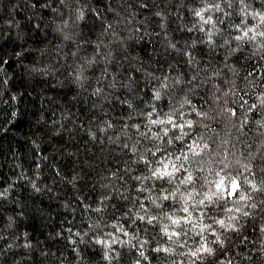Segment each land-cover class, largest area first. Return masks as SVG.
Here are the masks:
<instances>
[{
	"label": "trees",
	"instance_id": "16d2710c",
	"mask_svg": "<svg viewBox=\"0 0 264 264\" xmlns=\"http://www.w3.org/2000/svg\"><path fill=\"white\" fill-rule=\"evenodd\" d=\"M262 14L264 0H0V264H264V191L245 183L264 186ZM193 125L231 154L227 195L244 199L202 209L184 198L204 173L149 179ZM225 208L238 230L189 255Z\"/></svg>",
	"mask_w": 264,
	"mask_h": 264
},
{
	"label": "clouds",
	"instance_id": "9594fccd",
	"mask_svg": "<svg viewBox=\"0 0 264 264\" xmlns=\"http://www.w3.org/2000/svg\"><path fill=\"white\" fill-rule=\"evenodd\" d=\"M261 19L264 20V14L261 15ZM187 136H191L192 140L188 141L185 150L182 153L177 154L170 152L166 156H160L159 151H163V149L154 153L157 157L156 164L158 167L150 168L151 176L149 179L166 180L168 183H173L176 175L180 172H184L185 176L182 179L181 184L187 187L196 184V172L204 173V179L206 180L204 189L197 190L193 187L189 191L187 198H184L185 205L188 204L189 199H194L195 204L202 209L214 206L217 200H231L235 199L237 196H239L240 199H244V194L239 190L231 196L227 195V193L231 191L233 183H240V177L232 175L229 171L232 167L231 154L229 153L225 155L223 153L213 152L212 145L196 133L195 125L191 126L187 133H182L181 136L178 137V140L183 143ZM193 144H195V148L192 147ZM169 146H173L171 141L169 142ZM213 157H215V159H213ZM144 162H147L146 157ZM201 164L203 165L202 167H196L195 170H193V165ZM185 165L188 166L185 167ZM245 167L247 168L249 166L245 165ZM208 177H211V179L209 180ZM245 183L249 186L252 192L264 191V186L257 185L254 180H246ZM177 191H179V189H177ZM175 195L176 192H172L164 196L163 199L167 200L175 197ZM248 198L251 197L249 196ZM252 207H255V205H252ZM182 210L187 212L189 216L192 215V213L188 211V207H185ZM235 211L240 212L243 216L249 215V213L243 211V208L236 209ZM233 212L234 210L232 208H225L224 213L226 219H216L215 226L201 224L200 227L202 230H211L209 235L214 237V239L209 240L202 236V242L199 246L194 252L190 251L188 254L199 258L201 252H207L209 255L213 254L214 248L212 245L221 244V246H223L221 230H238L236 224L233 223V221L237 219L236 215L233 214L230 217L227 215L228 213ZM172 235H177V233L173 232Z\"/></svg>",
	"mask_w": 264,
	"mask_h": 264
},
{
	"label": "snow or ice",
	"instance_id": "6c2138e0",
	"mask_svg": "<svg viewBox=\"0 0 264 264\" xmlns=\"http://www.w3.org/2000/svg\"><path fill=\"white\" fill-rule=\"evenodd\" d=\"M232 187H233V189H235V187H236V184H235V183H233Z\"/></svg>",
	"mask_w": 264,
	"mask_h": 264
}]
</instances>
